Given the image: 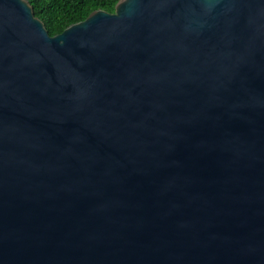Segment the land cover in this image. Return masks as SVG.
Returning a JSON list of instances; mask_svg holds the SVG:
<instances>
[{"label": "water", "instance_id": "1", "mask_svg": "<svg viewBox=\"0 0 264 264\" xmlns=\"http://www.w3.org/2000/svg\"><path fill=\"white\" fill-rule=\"evenodd\" d=\"M0 264H264V0H0Z\"/></svg>", "mask_w": 264, "mask_h": 264}, {"label": "trees", "instance_id": "2", "mask_svg": "<svg viewBox=\"0 0 264 264\" xmlns=\"http://www.w3.org/2000/svg\"><path fill=\"white\" fill-rule=\"evenodd\" d=\"M34 16L42 21L50 37L85 20L96 10L113 13L119 0H27Z\"/></svg>", "mask_w": 264, "mask_h": 264}]
</instances>
